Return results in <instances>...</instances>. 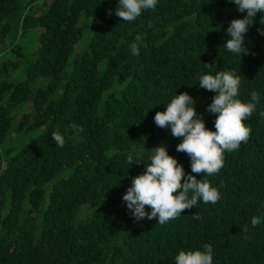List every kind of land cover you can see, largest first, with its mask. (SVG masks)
I'll return each mask as SVG.
<instances>
[{
	"label": "trees",
	"instance_id": "16d2710c",
	"mask_svg": "<svg viewBox=\"0 0 264 264\" xmlns=\"http://www.w3.org/2000/svg\"><path fill=\"white\" fill-rule=\"evenodd\" d=\"M117 7L118 0H0V264H176L181 251L205 244L213 264H264V222L251 224L264 220V13L245 35L252 54L240 58L224 44L230 22L246 12L230 0H158L131 22ZM137 35L147 47L134 56ZM222 71L240 77L238 99L247 103L255 91L260 101L243 122L247 143L224 153L219 173L197 175L176 150L181 139L154 116L187 92L215 131L216 114L206 111L215 93L199 80ZM56 130L63 148L51 138ZM160 145L221 198L134 229L122 197ZM129 154L143 161L131 166Z\"/></svg>",
	"mask_w": 264,
	"mask_h": 264
},
{
	"label": "clouds",
	"instance_id": "9594fccd",
	"mask_svg": "<svg viewBox=\"0 0 264 264\" xmlns=\"http://www.w3.org/2000/svg\"><path fill=\"white\" fill-rule=\"evenodd\" d=\"M230 2L237 5L240 13L246 12V15L230 22L226 29L230 38L224 45L229 52L241 58L252 54L246 47L245 35L255 23L257 13H264V0ZM157 3L158 0H118L115 15L122 21L131 22L141 15L142 10H154ZM260 23L264 24V16H261ZM260 34L264 35V29L260 30ZM141 47L147 45L143 37L137 35L130 45L132 55L138 56ZM240 85V77L230 71L200 77L199 87L215 93L206 109L216 114L215 131L206 128L202 116L196 112L195 100L187 92L172 99L165 111L156 112V126L162 129L170 127L171 135L181 139L176 150L190 157L191 173L207 176L219 173L224 166V153L238 151L241 144L247 143L251 129L243 122L252 117L260 97L253 91L250 101L242 102L238 99ZM72 127L74 131H83L76 125ZM51 138L58 147L65 146V136L59 130L54 131ZM152 150L154 155L151 162L147 163L146 170L132 179L131 186L122 197L136 221L158 218V224L164 225L178 218L185 210L192 209L200 200L205 204H216L220 200L217 188L212 187L208 180L186 174L177 159L169 155L166 146L160 145ZM141 161L140 158H134L133 154L127 156V163L131 166ZM146 207L151 211H146ZM262 222L264 220L260 216H254L251 220L253 227ZM203 248V251H181L175 257L176 264H213L212 245L205 244Z\"/></svg>",
	"mask_w": 264,
	"mask_h": 264
},
{
	"label": "rangeland",
	"instance_id": "374dc122",
	"mask_svg": "<svg viewBox=\"0 0 264 264\" xmlns=\"http://www.w3.org/2000/svg\"><path fill=\"white\" fill-rule=\"evenodd\" d=\"M19 77H21L22 78V75H21V72H20V74H19ZM14 134V133H13ZM39 135V132H29V134L28 135H26V136H19L18 137V139H17V137H16V146L17 145H20V144H22L23 142H26V141H29L30 139H32V138H34V137H36V136H38ZM12 144V141L11 140H6V142H5V144H4V146H10ZM86 214V212H82V213H80V217H84V215ZM153 220V219H152ZM152 220H148L147 218H144L143 220H140V221H138L134 226H133V228L134 229H140V228H142L145 224H147L148 222H150V221H152Z\"/></svg>",
	"mask_w": 264,
	"mask_h": 264
}]
</instances>
